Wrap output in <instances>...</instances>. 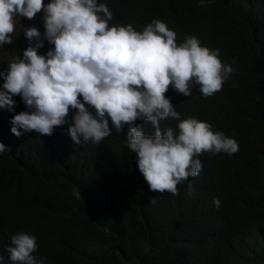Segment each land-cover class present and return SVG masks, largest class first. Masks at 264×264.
<instances>
[{"label":"trees","instance_id":"16d2710c","mask_svg":"<svg viewBox=\"0 0 264 264\" xmlns=\"http://www.w3.org/2000/svg\"><path fill=\"white\" fill-rule=\"evenodd\" d=\"M98 3L112 12L110 26L142 31L159 19L176 32L178 44L195 36L219 49L221 61L234 68L220 91L205 97L193 84L190 96L171 87L166 96L180 119L209 123L239 150L204 152L202 169L178 185L179 195L152 192L137 154L125 145L127 126L118 134L109 120L113 133L99 144L82 137L76 144L68 124L51 136L17 137L11 117L28 109L14 96V111L0 108V142L7 148L0 154V264H20L8 248L22 231L36 237L33 255L44 264H264V0ZM43 16L35 17L44 43L38 52L46 55L54 46L45 38ZM28 23L17 18L13 43L0 46V71L7 72L11 57H23L19 45L29 44L22 29ZM136 124L154 134L150 122ZM177 124L160 121L161 129Z\"/></svg>","mask_w":264,"mask_h":264},{"label":"clouds","instance_id":"9594fccd","mask_svg":"<svg viewBox=\"0 0 264 264\" xmlns=\"http://www.w3.org/2000/svg\"><path fill=\"white\" fill-rule=\"evenodd\" d=\"M40 12L45 38L54 47L39 54L44 47L40 32L26 28L29 45L23 57H11L7 72L0 71V108L14 111L13 97L18 95L28 109L11 117L15 136H51L55 128L68 124L76 144L81 137L99 144L113 133L109 120L118 134L127 126L125 145L137 154L149 190L173 195H179V184L199 174L204 152H238L237 141L213 131L209 123L180 119L166 96L170 87L190 96L193 84L205 97L220 91L234 68L221 61L219 49L202 46L195 36L178 44L176 32L159 19L142 31L132 24L110 26L113 14L98 0H0V46L13 43L17 18L34 19ZM137 120L150 122L154 134L146 135ZM162 120L178 124L161 129ZM5 151L0 142V154ZM188 187L191 195L192 185ZM74 195L79 198L81 193ZM213 203L220 207L218 198ZM10 241L12 261L44 264L33 255L35 236L22 231Z\"/></svg>","mask_w":264,"mask_h":264},{"label":"rangeland","instance_id":"374dc122","mask_svg":"<svg viewBox=\"0 0 264 264\" xmlns=\"http://www.w3.org/2000/svg\"><path fill=\"white\" fill-rule=\"evenodd\" d=\"M36 17L34 19H29V23L27 24L26 27H22V29H26V28H29V27H37V21H36ZM28 43H25V42H22L20 45H19V49L21 50V52H23L27 47H28Z\"/></svg>","mask_w":264,"mask_h":264}]
</instances>
